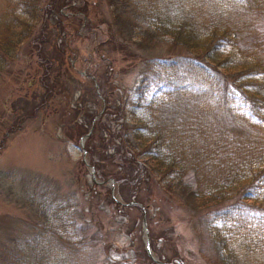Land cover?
Listing matches in <instances>:
<instances>
[{
    "label": "rangeland",
    "instance_id": "rangeland-1",
    "mask_svg": "<svg viewBox=\"0 0 264 264\" xmlns=\"http://www.w3.org/2000/svg\"><path fill=\"white\" fill-rule=\"evenodd\" d=\"M131 3L44 0L47 18L32 23L23 16V25L13 29L15 48L5 53L0 71V264H155L145 250L143 221L161 263L222 264L192 173L160 180L137 159L133 181L104 176L121 172L111 164L116 152L109 142L124 120L118 121L114 111L106 113L102 99L108 96L113 106L127 104L123 117L130 122L149 60L198 55L207 61L200 50L191 53L174 43L172 35L148 32L144 12ZM164 8L158 12L166 16L171 6ZM172 9L176 12L175 5ZM253 19V29L244 25L239 35L245 46L264 43V14ZM65 70L77 84L67 83ZM122 140L113 141L121 152ZM120 151L113 164H120ZM86 164L104 184L93 181ZM131 202L136 205H127ZM60 207L75 244L51 242L50 231H41L42 213ZM30 244L35 245L27 257L22 252Z\"/></svg>",
    "mask_w": 264,
    "mask_h": 264
},
{
    "label": "trees",
    "instance_id": "trees-1",
    "mask_svg": "<svg viewBox=\"0 0 264 264\" xmlns=\"http://www.w3.org/2000/svg\"><path fill=\"white\" fill-rule=\"evenodd\" d=\"M43 1L0 0V71L5 53L15 48L12 32L23 25V16L32 23L47 18ZM130 1L144 12L148 32L172 35L174 43L191 53L200 50L207 61L198 55L149 60L130 122L123 117L127 104L113 106L105 97V112L114 111L118 121L124 120L109 146L119 153L121 145L113 141L125 140L120 164H113L116 153L110 156L121 172L104 176L133 181L137 159H143L160 180L192 173L196 197L207 210L208 235L220 243L222 264H264V43L245 46L239 37L244 25L253 29V18L264 14V0H190L186 9L187 0ZM169 5L166 16L158 12ZM68 71L64 72L67 83L77 84ZM237 191L241 194L234 201ZM65 214V207L43 212L41 231H50L51 242L75 244ZM34 245L24 247L22 253L28 257ZM3 255L7 258L9 253Z\"/></svg>",
    "mask_w": 264,
    "mask_h": 264
},
{
    "label": "water",
    "instance_id": "water-1",
    "mask_svg": "<svg viewBox=\"0 0 264 264\" xmlns=\"http://www.w3.org/2000/svg\"><path fill=\"white\" fill-rule=\"evenodd\" d=\"M93 79V78H92ZM95 87H96V89H97V85L95 84ZM98 93V92H97ZM102 102L104 103V100L102 99ZM93 129V125H92V127H91V130ZM91 130H90V132H88V134H86L84 137H83V139H82V142L81 143H83V141L87 138V137H89V135H90V133H91ZM83 155H85V151H83ZM85 161V160H84ZM86 166L89 168V170H90V174H91V176H92V179H93V181L95 182V183H98V184H104V183H99L98 181H97V179L95 178V173H94V170H93V168L91 167V166H89V165H87L86 164ZM109 182L112 184V193H113V189H114V186H113V184H114V182L112 181V180H109ZM143 237H144V242H145V250H146V253H147V255L149 256V258H151V260L155 263V264H163V263H161L157 258H155L154 257V255H153V252L151 251V249H150V246H149V240H148V231H147V229H146V223H145V221H143Z\"/></svg>",
    "mask_w": 264,
    "mask_h": 264
}]
</instances>
